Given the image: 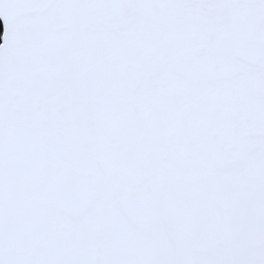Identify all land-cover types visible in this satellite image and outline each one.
<instances>
[{
  "label": "snow or ice",
  "instance_id": "6c2138e0",
  "mask_svg": "<svg viewBox=\"0 0 264 264\" xmlns=\"http://www.w3.org/2000/svg\"><path fill=\"white\" fill-rule=\"evenodd\" d=\"M0 20V264H264V0Z\"/></svg>",
  "mask_w": 264,
  "mask_h": 264
},
{
  "label": "trees",
  "instance_id": "16d2710c",
  "mask_svg": "<svg viewBox=\"0 0 264 264\" xmlns=\"http://www.w3.org/2000/svg\"><path fill=\"white\" fill-rule=\"evenodd\" d=\"M2 31H3V29H2V24H1V22H0V37L2 36ZM0 43H1V39H0Z\"/></svg>",
  "mask_w": 264,
  "mask_h": 264
},
{
  "label": "water",
  "instance_id": "95a60500",
  "mask_svg": "<svg viewBox=\"0 0 264 264\" xmlns=\"http://www.w3.org/2000/svg\"><path fill=\"white\" fill-rule=\"evenodd\" d=\"M0 22H1V24H2V29H3V31H2V36H3V32H4L3 21L0 20ZM2 36H1V37H2ZM1 43H3V40H2V39H1Z\"/></svg>",
  "mask_w": 264,
  "mask_h": 264
}]
</instances>
